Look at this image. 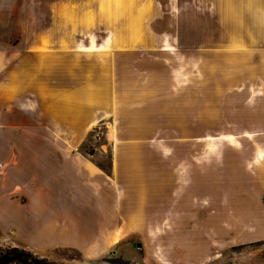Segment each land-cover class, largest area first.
<instances>
[{"label":"crops","instance_id":"crops-1","mask_svg":"<svg viewBox=\"0 0 264 264\" xmlns=\"http://www.w3.org/2000/svg\"><path fill=\"white\" fill-rule=\"evenodd\" d=\"M254 4L256 17L244 14L236 32L216 13L220 35L195 34L194 43L208 45L177 46L183 71L169 82L164 76L173 73L147 60L152 49L168 51L163 45L174 42L168 33H153L173 22L152 0H0V232L10 234L12 246L46 258L70 248L80 263L102 259L121 242V230H173L153 220L194 218L200 204L185 203L190 192L180 188L192 187L195 195L202 186L231 187L240 157L232 145L183 146L176 171L163 157L174 153L166 147L111 146L107 165L95 160L106 148L80 147L99 124L125 115L146 124L170 100L177 138L246 140L242 185L264 187V0ZM175 25L181 26L179 14ZM109 44L115 47L108 66L94 56L91 78L73 65ZM202 123L215 131H202ZM140 129L115 136L146 137ZM256 208L251 217L262 224L252 234L264 239V208Z\"/></svg>","mask_w":264,"mask_h":264},{"label":"rangeland","instance_id":"rangeland-1","mask_svg":"<svg viewBox=\"0 0 264 264\" xmlns=\"http://www.w3.org/2000/svg\"><path fill=\"white\" fill-rule=\"evenodd\" d=\"M254 2L255 0H152L154 7L159 8L160 13L164 15L168 12V15L166 14L168 20L170 23L173 22V25L168 27L154 26L153 33L162 32L164 35L168 33L174 42L171 44L165 42L163 46L171 48L168 51L152 49L147 55V60L149 62L151 59L153 60L154 68L173 73V75L164 77H169V82H176V70L180 68L183 71L184 65L182 57L177 54V46L192 48L196 45H208L207 42L194 43L195 34L196 39H199L200 36H208L207 34L220 35L222 33L220 28L215 26L216 13L224 14L229 18L232 25L229 26V29L236 32L238 28L234 26L236 23H240L239 19L244 14L245 16L248 14L249 18L256 17V11L253 10ZM209 12H211V16ZM178 14L181 22L180 27L175 25ZM261 18L264 20V16ZM232 19L238 20L232 21ZM253 29L255 31L256 28ZM15 30L12 27V32L15 33ZM129 32L133 33V30L130 28ZM178 35H180L181 42H177ZM15 44L11 43L10 47ZM120 45L136 47L141 44L122 43ZM114 47V44H109L105 48L101 47L93 52L85 53L83 54L85 59L81 60L80 64L73 59V65L81 68L82 75L86 74L91 78L95 71L93 69H96V57L94 56H101L100 61L108 66V62H110L108 57ZM185 66L187 80L188 76L192 74V65L186 61ZM175 106V100H170L166 111L155 110L150 117L151 120L146 124L141 123L139 118L133 116L131 119L128 115L121 117H124V121H116L114 124H110L107 120L106 123L94 127L80 147L90 153L98 146L106 148L103 154H96L95 159L106 165L110 161L109 147L111 146L155 148V150L166 147L169 148V152L174 153L163 157H169V162L174 163L172 168L176 171L178 169L176 153L183 146L201 147L202 149L203 147L232 145L237 150L233 155L240 156L237 159V164H234L231 174L232 186H202L198 188L200 192L195 195L192 194V187L180 188L190 192V194L187 193L188 196L181 198L185 203L200 204V212L195 213L194 218L169 219L167 225L166 223L162 224L161 220H153L154 226L173 228V230H126V232L121 230V242L102 259L80 263L81 256L77 250L57 248L48 257L49 260L64 264H264V239H254L252 234L254 229L260 228L262 221L251 217V215H256L257 203L264 208V187L242 185L241 181L240 150L242 144L247 141L240 138L235 139L230 134L225 136L226 139L189 140L177 138ZM128 128H137V130L143 128L146 130V137L117 138L115 136L117 131H123L125 134ZM215 129L214 126L211 128L208 124L202 123V131H215ZM110 137L113 138L112 142ZM245 148H247V144ZM186 209L188 211L189 206ZM191 209L193 210V206H190V211ZM248 214L249 218H247ZM141 223L140 227H143L144 220ZM14 244L16 245L10 234L0 232V246Z\"/></svg>","mask_w":264,"mask_h":264},{"label":"trees","instance_id":"trees-1","mask_svg":"<svg viewBox=\"0 0 264 264\" xmlns=\"http://www.w3.org/2000/svg\"><path fill=\"white\" fill-rule=\"evenodd\" d=\"M0 264H64L18 246H0Z\"/></svg>","mask_w":264,"mask_h":264},{"label":"bare ground","instance_id":"bare-ground-1","mask_svg":"<svg viewBox=\"0 0 264 264\" xmlns=\"http://www.w3.org/2000/svg\"><path fill=\"white\" fill-rule=\"evenodd\" d=\"M91 46H94L92 39H91Z\"/></svg>","mask_w":264,"mask_h":264}]
</instances>
